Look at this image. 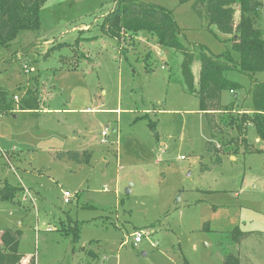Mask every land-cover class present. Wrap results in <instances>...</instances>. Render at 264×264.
Masks as SVG:
<instances>
[{"label":"rangeland","instance_id":"1","mask_svg":"<svg viewBox=\"0 0 264 264\" xmlns=\"http://www.w3.org/2000/svg\"><path fill=\"white\" fill-rule=\"evenodd\" d=\"M117 1L51 0L43 29L21 31L1 50L0 82L15 107L34 85L40 104L0 114V181L20 189L0 201V233L20 230L19 251L36 264H224L229 254L264 264V142L249 126L245 148L238 129L264 74H226L241 88L222 93L229 108L215 115L222 134L214 135L180 54L102 29ZM129 1L170 10L196 55L204 47L239 59L193 2ZM257 28L264 42V5ZM192 69L198 87V60ZM69 150L92 152L89 163L54 159ZM236 228L249 234L239 245ZM136 232L144 238L135 247Z\"/></svg>","mask_w":264,"mask_h":264},{"label":"trees","instance_id":"2","mask_svg":"<svg viewBox=\"0 0 264 264\" xmlns=\"http://www.w3.org/2000/svg\"><path fill=\"white\" fill-rule=\"evenodd\" d=\"M51 0H0V53L8 47L12 39L21 31L31 30L39 32L43 29V6ZM180 3L193 2L195 12L208 21V26L215 28L219 34L227 36L232 43L239 59H235L228 52L212 55L201 47L198 55L190 51L181 39V29L177 25L170 10L152 4L120 0L114 9L104 17L102 29L110 38H120L123 34H137L144 36L148 42L158 43L167 49L174 50L182 57L181 73L188 91L196 93L199 98L200 111L206 115V120L214 135H221L222 129L215 115L222 113L227 106H222L221 96L225 90L235 93L240 84L227 78L229 72H237L251 78L257 74H264V42L262 33L257 28L259 11L264 5L263 0H179ZM239 14V19L236 16ZM80 43V39L77 40ZM48 55V54H47ZM198 60L200 64V78L196 87L192 65ZM254 80V79H253ZM36 86L27 89L23 98L15 107L13 98L0 82V114L15 111H37L39 98ZM253 101V112L245 113L238 125L243 138V146L248 148L246 130L250 126L257 134V138L264 142V81L255 80L250 89ZM212 142L207 143L209 153L216 152ZM214 149V150H213ZM259 152V151H258ZM92 156L90 151L57 152V161L75 162L78 165L89 163ZM221 161V159H219ZM19 188L0 181V201L14 200ZM76 231L74 233L77 239ZM22 232L6 229L0 233V264H36L35 259L26 260L19 251ZM249 234L239 228L232 231L234 244H241ZM237 255L229 254L224 264H240Z\"/></svg>","mask_w":264,"mask_h":264},{"label":"built area","instance_id":"3","mask_svg":"<svg viewBox=\"0 0 264 264\" xmlns=\"http://www.w3.org/2000/svg\"><path fill=\"white\" fill-rule=\"evenodd\" d=\"M25 69H26V72L29 73L28 71V68L27 66H25ZM233 93V92H232ZM15 99L17 100V97H15ZM108 130H105L102 132V137H103V140H102V143H106V140L105 138L108 137ZM64 198H65V203H70L71 202V194L69 192H65L64 193ZM143 238H144V233L143 232H136L133 234V245L136 247L138 246L140 243H142L143 241Z\"/></svg>","mask_w":264,"mask_h":264},{"label":"crops","instance_id":"4","mask_svg":"<svg viewBox=\"0 0 264 264\" xmlns=\"http://www.w3.org/2000/svg\"><path fill=\"white\" fill-rule=\"evenodd\" d=\"M56 109H57V110H56ZM59 109H60V108H53V109L48 110V112H49V111H59ZM37 111H38V110H37ZM46 111H47V110H46ZM46 111H44V112H46ZM62 111H64V110H62ZM256 141H260V140L257 138ZM69 151H71V150H69ZM85 151H88V150H85ZM57 152H65V151H56V152L53 154V156H55ZM79 152L82 153V151H79ZM54 159H55V158H54ZM59 162H66V161H59ZM27 192H28V191H27Z\"/></svg>","mask_w":264,"mask_h":264},{"label":"water","instance_id":"5","mask_svg":"<svg viewBox=\"0 0 264 264\" xmlns=\"http://www.w3.org/2000/svg\"><path fill=\"white\" fill-rule=\"evenodd\" d=\"M127 192H129V191H127Z\"/></svg>","mask_w":264,"mask_h":264}]
</instances>
